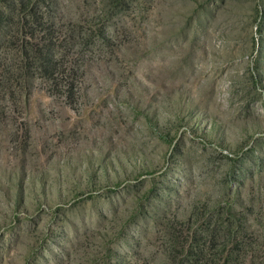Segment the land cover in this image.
<instances>
[{
  "label": "rangeland",
  "instance_id": "rangeland-1",
  "mask_svg": "<svg viewBox=\"0 0 264 264\" xmlns=\"http://www.w3.org/2000/svg\"><path fill=\"white\" fill-rule=\"evenodd\" d=\"M0 264H264V0H0Z\"/></svg>",
  "mask_w": 264,
  "mask_h": 264
}]
</instances>
